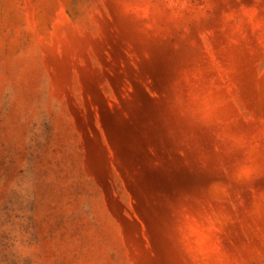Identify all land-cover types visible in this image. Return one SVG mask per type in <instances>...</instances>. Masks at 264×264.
<instances>
[{
	"label": "rangeland",
	"instance_id": "374dc122",
	"mask_svg": "<svg viewBox=\"0 0 264 264\" xmlns=\"http://www.w3.org/2000/svg\"><path fill=\"white\" fill-rule=\"evenodd\" d=\"M0 264H264V0H0Z\"/></svg>",
	"mask_w": 264,
	"mask_h": 264
}]
</instances>
